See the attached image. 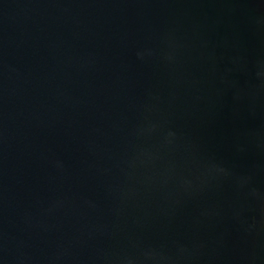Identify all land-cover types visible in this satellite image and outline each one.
Instances as JSON below:
<instances>
[{
  "label": "water",
  "instance_id": "1",
  "mask_svg": "<svg viewBox=\"0 0 264 264\" xmlns=\"http://www.w3.org/2000/svg\"><path fill=\"white\" fill-rule=\"evenodd\" d=\"M0 264H264V0H0Z\"/></svg>",
  "mask_w": 264,
  "mask_h": 264
}]
</instances>
